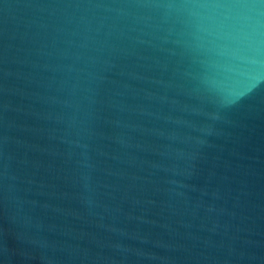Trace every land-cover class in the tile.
Returning <instances> with one entry per match:
<instances>
[{"label":"water","instance_id":"1","mask_svg":"<svg viewBox=\"0 0 264 264\" xmlns=\"http://www.w3.org/2000/svg\"><path fill=\"white\" fill-rule=\"evenodd\" d=\"M0 264H264V0H0Z\"/></svg>","mask_w":264,"mask_h":264}]
</instances>
